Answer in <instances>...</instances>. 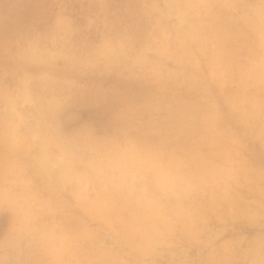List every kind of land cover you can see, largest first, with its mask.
Wrapping results in <instances>:
<instances>
[{"label":"rangeland","instance_id":"obj_1","mask_svg":"<svg viewBox=\"0 0 264 264\" xmlns=\"http://www.w3.org/2000/svg\"><path fill=\"white\" fill-rule=\"evenodd\" d=\"M74 1L0 0V264H264V0Z\"/></svg>","mask_w":264,"mask_h":264},{"label":"trees","instance_id":"obj_2","mask_svg":"<svg viewBox=\"0 0 264 264\" xmlns=\"http://www.w3.org/2000/svg\"><path fill=\"white\" fill-rule=\"evenodd\" d=\"M115 1H123V0H115ZM82 4L83 5H87V2L84 1ZM67 6L72 10V15L74 17H76L79 21L83 20V18L81 17L80 14H83L84 10H82V8L80 7V4H79L78 1L68 0V5ZM89 9L90 10H94V7H90Z\"/></svg>","mask_w":264,"mask_h":264}]
</instances>
